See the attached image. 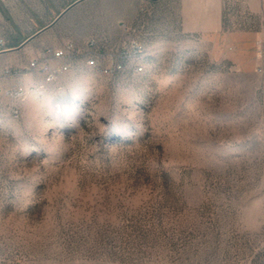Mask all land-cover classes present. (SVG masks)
I'll return each instance as SVG.
<instances>
[{
  "label": "rangeland",
  "instance_id": "1",
  "mask_svg": "<svg viewBox=\"0 0 264 264\" xmlns=\"http://www.w3.org/2000/svg\"><path fill=\"white\" fill-rule=\"evenodd\" d=\"M57 1L0 0L6 46ZM103 5L107 29L86 3L0 60L20 70L3 85L27 90L0 106V213L39 214L49 186L39 223L0 234V264H264V12L223 0L202 34L181 28L179 0ZM90 38L123 67L87 64ZM68 40L54 81L26 69Z\"/></svg>",
  "mask_w": 264,
  "mask_h": 264
},
{
  "label": "crops",
  "instance_id": "2",
  "mask_svg": "<svg viewBox=\"0 0 264 264\" xmlns=\"http://www.w3.org/2000/svg\"><path fill=\"white\" fill-rule=\"evenodd\" d=\"M55 1L58 2L57 0H51V4L55 3ZM245 1L252 11L264 12V0H245ZM61 2H62L61 7H59L55 11L53 9L51 10L53 15L49 17V20L41 24L35 31L29 34L26 38H28L30 35H32L33 33H35L40 29L42 31L39 32L38 34L42 33L43 31H46L56 23L62 21L71 11H74L77 7L84 5L86 3L92 6L90 10L91 13L90 18L91 21L94 22L93 27L94 28L98 27L99 30L107 29L108 10L106 7H103L104 6L103 4L108 2V0H61ZM70 4H72L71 7L66 11H64L63 14L59 16L52 25H49L58 16V14H60V12L65 10V8ZM179 6H180L179 7L180 25L183 30L196 31L198 33L205 34L208 32L219 31L222 28L223 0H179ZM72 25H73L72 27L75 26L74 24ZM33 38H31L29 41H31ZM23 41L21 42L19 41L16 43V45L9 47L6 46L5 43L6 49L0 52V60L4 61V59L6 58L5 54L8 52V50L16 49L17 46Z\"/></svg>",
  "mask_w": 264,
  "mask_h": 264
},
{
  "label": "built area",
  "instance_id": "3",
  "mask_svg": "<svg viewBox=\"0 0 264 264\" xmlns=\"http://www.w3.org/2000/svg\"><path fill=\"white\" fill-rule=\"evenodd\" d=\"M5 37L0 34V52L6 49ZM91 48V54L86 63L95 66L99 71L106 74H113L115 71L123 67L122 60H106L98 51V44L95 38H90L88 42ZM77 51L75 43L68 41L63 46H46L35 57L29 60L26 69L36 70L42 75V80L54 81L61 73L65 72L70 66V60ZM101 54L100 60L97 59ZM138 70V68H135ZM20 70L11 66L3 65L0 61V106L4 104L5 98L11 100L22 99L27 90L17 86H5L3 80L9 76L19 75ZM13 115L18 114V108L13 106Z\"/></svg>",
  "mask_w": 264,
  "mask_h": 264
},
{
  "label": "clouds",
  "instance_id": "4",
  "mask_svg": "<svg viewBox=\"0 0 264 264\" xmlns=\"http://www.w3.org/2000/svg\"><path fill=\"white\" fill-rule=\"evenodd\" d=\"M3 144L4 142L0 141V150H3ZM14 153H15V150H13V158H14ZM32 170L34 171L37 170L36 165H33ZM68 172H69V169L66 168L63 174L61 175V179L63 175L68 174ZM48 191H49V186L45 184V188L43 192L36 199V202L43 203V207L39 214H36V215L25 214L27 213L26 210L29 204L22 209L13 208L11 211H8L6 215L3 213H0V234L8 230L20 231L21 225L25 222L27 223L28 227H31L33 219H35V221L39 223L41 217L44 216L45 214L46 207L48 206V199L46 197V193ZM151 192H152V188L150 185L142 184L137 189L134 190L133 195L140 196L141 199H143L144 197H150ZM40 197H44V198L40 199ZM131 203L132 202L130 201V204ZM52 227H55V223L52 224Z\"/></svg>",
  "mask_w": 264,
  "mask_h": 264
},
{
  "label": "water",
  "instance_id": "5",
  "mask_svg": "<svg viewBox=\"0 0 264 264\" xmlns=\"http://www.w3.org/2000/svg\"><path fill=\"white\" fill-rule=\"evenodd\" d=\"M71 5L72 4H70L69 6H67L66 8H65V10H63L62 12H60V14H58V16L49 24V25H52L54 22H55V20L59 17V16H61L62 14H63V12L64 11H66L67 9H69L70 7H71ZM42 30L40 29V30H38V31H36L35 33H33L32 35H30L28 38H26L22 43H20L18 46H17V48L18 47H21V46H23L26 42H28L31 38H33L34 36H36L39 32H41Z\"/></svg>",
  "mask_w": 264,
  "mask_h": 264
},
{
  "label": "bare ground",
  "instance_id": "6",
  "mask_svg": "<svg viewBox=\"0 0 264 264\" xmlns=\"http://www.w3.org/2000/svg\"><path fill=\"white\" fill-rule=\"evenodd\" d=\"M136 68H140V67H136ZM46 81H51V80H46ZM12 111H13V109H12Z\"/></svg>",
  "mask_w": 264,
  "mask_h": 264
},
{
  "label": "trees",
  "instance_id": "7",
  "mask_svg": "<svg viewBox=\"0 0 264 264\" xmlns=\"http://www.w3.org/2000/svg\"><path fill=\"white\" fill-rule=\"evenodd\" d=\"M13 45H16V43H15V44H13Z\"/></svg>",
  "mask_w": 264,
  "mask_h": 264
}]
</instances>
